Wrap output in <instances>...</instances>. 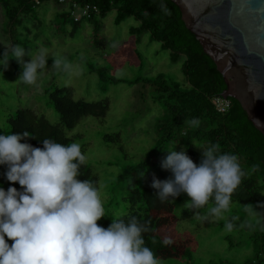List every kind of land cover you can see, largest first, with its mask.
I'll return each instance as SVG.
<instances>
[{"label":"rangeland","instance_id":"rangeland-1","mask_svg":"<svg viewBox=\"0 0 264 264\" xmlns=\"http://www.w3.org/2000/svg\"><path fill=\"white\" fill-rule=\"evenodd\" d=\"M69 11L68 4L47 0L31 14L33 21L15 27L10 36L6 34L8 21L0 6V50L10 48L13 39L21 40L25 62L31 61L29 53L36 56L41 49L47 57L43 75L38 76L35 84L28 85L19 81L23 64L9 56L15 61L8 70L0 71V133H8L7 120L19 109L33 110L51 124H59L57 112L46 99V90L54 85L71 88L75 100L89 103L108 100L105 117L86 116L74 129L65 130V134L86 153V164L101 190L106 217L112 221L130 212L129 182L121 176L147 158L159 139L157 120L165 113L154 101L150 85L144 88L145 83L139 82L130 86L126 81L152 80L164 74L167 80L182 87L189 84L182 72V60L174 63L170 52L161 43L152 41L150 33L132 34L131 30L140 24L135 18L118 25L114 9L106 17L83 19L75 25L71 17H61ZM54 59L62 62L59 70L53 68ZM64 64L69 66L68 70H64ZM17 70L21 73L15 74ZM114 77L123 82H112ZM107 135H119L120 142L106 141ZM174 148L178 152L183 150L178 142L170 143L156 156L150 170L160 166L168 155L167 150ZM199 150L198 166L203 156V149ZM190 199L186 193L173 198L175 221L159 231L164 239L185 244L188 255L181 259H159L160 264H220L221 261L244 264L254 257L251 236L262 219L259 210L252 204L232 203L222 217L204 219L194 217L195 211L200 210L184 207ZM247 205L253 208L246 209ZM229 222L233 224L231 231L226 229Z\"/></svg>","mask_w":264,"mask_h":264},{"label":"trees","instance_id":"trees-1","mask_svg":"<svg viewBox=\"0 0 264 264\" xmlns=\"http://www.w3.org/2000/svg\"><path fill=\"white\" fill-rule=\"evenodd\" d=\"M45 1L47 0H0V6L3 7L8 21L9 30L6 34L11 36L15 27L33 21L31 14L36 12ZM54 1L58 5H66L60 4L58 0ZM72 2L82 8L90 6V15L84 20L93 21L97 17H106L114 9L117 11L118 25L128 18H135L140 24L131 30L132 34L140 36L145 32L150 33L152 41L161 43L162 48L170 52L174 63L182 60V72L189 84L188 87H182L177 82L167 80L164 74L152 80L126 81L130 86L139 82L145 83L144 88L150 85L154 101L164 108L165 113L157 120L156 130L159 139L147 158L121 176V179H127L129 182L128 200L131 206L130 212L119 218L128 219L136 216L145 223L149 229L144 234L146 245L159 259H181L187 256L185 244L174 241L171 245H166L165 239L159 234L161 228L175 221L172 216L175 204L161 203L152 183L154 178L162 181L174 178L173 173L171 170L163 169L161 165L156 166L153 171L150 169L156 156L172 142L181 144L183 150L180 151L186 150L187 155L196 164L200 156V148L197 146L208 147L215 144L221 152L238 155L246 173L241 185L232 196V203L252 204L262 215L251 236L254 257L244 264H264V135L249 120L247 112L238 100L229 98L231 107L225 113L217 110L214 99L227 88L225 80L214 61L204 52L195 35L187 29L179 7L170 0H72ZM62 16L66 19L71 17L70 11L61 14ZM73 21L75 25L83 22H75L74 19ZM20 42L21 40L13 39V45L8 49L17 44L21 46ZM8 49L0 50V56H3ZM14 61L11 60L8 67L0 68V71L8 70ZM14 73H21V70ZM102 78L108 80L105 76ZM111 80L114 83L123 82L115 77ZM46 99L47 104L57 112L59 124H51L44 116L38 115L33 110L19 109L7 120L8 133H31L32 138H26L21 142L29 143L33 147L43 148L45 139H53L57 143L68 145L72 142V138L66 136L65 130L74 129L86 116L105 117L109 110L108 100L94 103L75 100L69 87L51 86L46 90ZM193 119H197L199 124L188 123ZM105 140L119 143L120 136L107 135ZM7 170V165L0 166V187L6 191L10 187L23 191L18 182L12 183L7 180ZM80 173L78 179L81 181L92 180L97 183L88 164L81 166ZM97 223L107 228L112 221L104 217ZM8 243L11 245L13 241L8 239ZM223 263L233 264L220 262Z\"/></svg>","mask_w":264,"mask_h":264},{"label":"clouds","instance_id":"clouds-1","mask_svg":"<svg viewBox=\"0 0 264 264\" xmlns=\"http://www.w3.org/2000/svg\"><path fill=\"white\" fill-rule=\"evenodd\" d=\"M10 54L23 64L20 82L33 85L43 75L45 50L36 56L29 53L31 61L25 62V48L16 45L0 56V68L8 67ZM61 64L54 59L53 68L59 70ZM68 67L63 65L64 70ZM26 138L32 134H0V166L7 165V180L23 189L0 187V264H160L146 245L149 229L136 216L115 217L107 228L97 223L108 215L97 183L78 179L87 160L79 143L45 139L38 148L21 142ZM199 148L203 149L199 166L186 150L168 149L161 167L171 170L174 178H154L152 187L161 203H174L170 198L186 193L191 199L184 207L200 210L194 217L220 218L246 173L238 155L221 152L215 144ZM226 229L231 231L233 224L227 223ZM164 243L174 241L167 238Z\"/></svg>","mask_w":264,"mask_h":264},{"label":"water","instance_id":"water-1","mask_svg":"<svg viewBox=\"0 0 264 264\" xmlns=\"http://www.w3.org/2000/svg\"><path fill=\"white\" fill-rule=\"evenodd\" d=\"M264 135V0H170Z\"/></svg>","mask_w":264,"mask_h":264},{"label":"built area","instance_id":"built-area-1","mask_svg":"<svg viewBox=\"0 0 264 264\" xmlns=\"http://www.w3.org/2000/svg\"><path fill=\"white\" fill-rule=\"evenodd\" d=\"M60 4H69L70 5V14L72 19L75 22L82 21L85 17L90 15V6L81 7L79 4L72 2V0H58ZM39 3V2H38ZM94 11L97 12V9L94 8ZM217 110L220 113L227 112L231 107V101L229 98H224L221 95L214 99Z\"/></svg>","mask_w":264,"mask_h":264}]
</instances>
